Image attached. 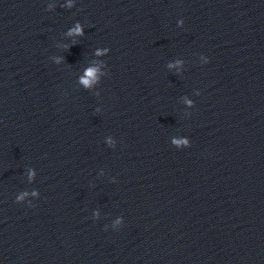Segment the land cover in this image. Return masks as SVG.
Masks as SVG:
<instances>
[{
	"label": "clouds",
	"instance_id": "9594fccd",
	"mask_svg": "<svg viewBox=\"0 0 264 264\" xmlns=\"http://www.w3.org/2000/svg\"><path fill=\"white\" fill-rule=\"evenodd\" d=\"M88 75H89V76H91V75H92V73H91V72H89V73H88ZM85 83H87V82L85 81Z\"/></svg>",
	"mask_w": 264,
	"mask_h": 264
}]
</instances>
